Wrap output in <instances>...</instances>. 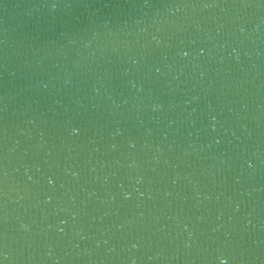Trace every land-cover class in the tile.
<instances>
[{"label": "water", "instance_id": "obj_1", "mask_svg": "<svg viewBox=\"0 0 264 264\" xmlns=\"http://www.w3.org/2000/svg\"><path fill=\"white\" fill-rule=\"evenodd\" d=\"M3 264H264V0H0Z\"/></svg>", "mask_w": 264, "mask_h": 264}, {"label": "clouds", "instance_id": "obj_2", "mask_svg": "<svg viewBox=\"0 0 264 264\" xmlns=\"http://www.w3.org/2000/svg\"><path fill=\"white\" fill-rule=\"evenodd\" d=\"M220 264H224V261H221Z\"/></svg>", "mask_w": 264, "mask_h": 264}, {"label": "snow or ice", "instance_id": "obj_3", "mask_svg": "<svg viewBox=\"0 0 264 264\" xmlns=\"http://www.w3.org/2000/svg\"><path fill=\"white\" fill-rule=\"evenodd\" d=\"M0 264H3L2 260H0Z\"/></svg>", "mask_w": 264, "mask_h": 264}]
</instances>
